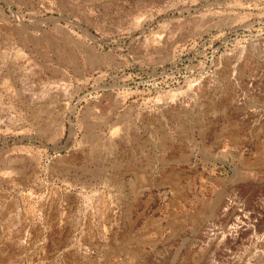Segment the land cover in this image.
I'll list each match as a JSON object with an SVG mask.
<instances>
[{
    "label": "rangeland",
    "instance_id": "374dc122",
    "mask_svg": "<svg viewBox=\"0 0 264 264\" xmlns=\"http://www.w3.org/2000/svg\"><path fill=\"white\" fill-rule=\"evenodd\" d=\"M0 264H264V0H0Z\"/></svg>",
    "mask_w": 264,
    "mask_h": 264
},
{
    "label": "bare ground",
    "instance_id": "6f19581e",
    "mask_svg": "<svg viewBox=\"0 0 264 264\" xmlns=\"http://www.w3.org/2000/svg\"><path fill=\"white\" fill-rule=\"evenodd\" d=\"M257 104H258V103H257ZM258 107H259V105H258ZM227 125H229V124H227ZM231 126H232V125H231ZM222 128H223V127H222ZM235 130H236V129H235ZM233 133H234V132H233ZM227 135H228V134H227ZM222 136H223V135H222ZM234 136H235V135H234ZM216 138H217V137H216ZM229 138H230V137H229ZM229 141H230V140H229ZM233 141H235V140H233ZM232 145H233V143H232ZM170 185H171V184H170ZM227 205H228V203H227ZM227 205H226V208H227ZM229 205H230V204H229ZM229 205H228V206H229ZM224 209H225V208H224ZM218 210H220V209H218ZM219 216H220V215H219ZM237 224H239L238 221H237ZM230 228H231V227H230ZM238 229H239L240 232H242V230H240V229H242L241 227L238 228V227L235 226V227L233 228V230L228 231V234H226V235H228V236H229V235H230V236L232 235L233 237H236L237 235H235V234H233V233H234V232H238ZM236 230H237V231H236ZM202 232H203V231H202ZM202 232H201V233H202ZM206 232H208V231H206ZM234 235H235V236H234ZM203 236H204V237H207V236H209V234L207 235V233H203ZM232 236H231V237H232ZM233 239H234V238H233ZM130 249H131V248H130ZM133 249H135V248L133 247V248H132V251H130L131 253H128L129 256L133 254Z\"/></svg>",
    "mask_w": 264,
    "mask_h": 264
}]
</instances>
